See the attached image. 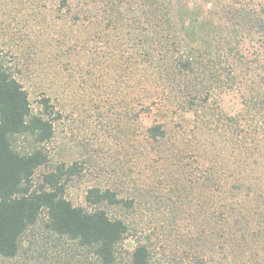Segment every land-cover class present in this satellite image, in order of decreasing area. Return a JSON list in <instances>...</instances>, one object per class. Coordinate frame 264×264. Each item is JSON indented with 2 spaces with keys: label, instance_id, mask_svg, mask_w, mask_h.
Returning <instances> with one entry per match:
<instances>
[{
  "label": "rangeland",
  "instance_id": "374dc122",
  "mask_svg": "<svg viewBox=\"0 0 264 264\" xmlns=\"http://www.w3.org/2000/svg\"><path fill=\"white\" fill-rule=\"evenodd\" d=\"M154 1L0 0V59L28 90L33 112H43L45 96L56 112L54 136L40 144L49 162L35 183L77 162L81 171L65 191L75 206L93 208L85 196L94 186L133 199L132 207L101 205L128 227L116 264H130L140 244L151 264H264V124L229 92L216 90L194 109L174 91L162 103L150 80L142 86L144 72L164 78L176 58L148 5L176 14L180 4H212ZM144 58L151 66H138ZM158 122L166 136L154 141L148 129ZM12 144L20 152L39 145L27 135ZM43 227L36 232L44 247L32 243L0 264H95L91 252Z\"/></svg>",
  "mask_w": 264,
  "mask_h": 264
},
{
  "label": "trees",
  "instance_id": "16d2710c",
  "mask_svg": "<svg viewBox=\"0 0 264 264\" xmlns=\"http://www.w3.org/2000/svg\"><path fill=\"white\" fill-rule=\"evenodd\" d=\"M207 3H212L211 7L180 4L176 14L174 6L161 10L153 2L148 5L149 13L159 19L164 44L176 58L164 78L155 72L157 81L153 82L144 72L142 86L147 87L150 80L157 95H162L158 97L162 103L174 91L194 109H200L216 90L229 92L240 99L254 120L258 118L264 124V2ZM120 12L125 16L123 10ZM139 27L141 53L149 58L146 56H153L150 40L143 24ZM145 58L138 66H151L153 61ZM40 103L43 112H33L28 90L0 59V256L18 257L32 243L44 247V240L36 232L43 225L42 234L46 230L75 242L92 253L95 264H116L117 247L128 227L123 218L110 216L101 205L132 207L133 199L120 197L111 188L94 186L85 196L93 208L75 206L65 191L68 181L81 171L77 162L58 164L35 183L37 170L49 162V153L40 144L51 140L55 133L52 115L56 112L51 98L45 96ZM17 135L31 136L39 145L20 152L12 144ZM148 135L154 141L165 138V124H154ZM130 264H151L149 248L137 245Z\"/></svg>",
  "mask_w": 264,
  "mask_h": 264
}]
</instances>
